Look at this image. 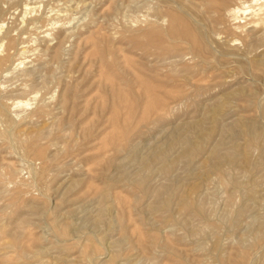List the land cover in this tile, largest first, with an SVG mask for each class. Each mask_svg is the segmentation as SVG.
Listing matches in <instances>:
<instances>
[{
  "label": "rangeland",
  "instance_id": "374dc122",
  "mask_svg": "<svg viewBox=\"0 0 264 264\" xmlns=\"http://www.w3.org/2000/svg\"><path fill=\"white\" fill-rule=\"evenodd\" d=\"M0 264H264V0H0Z\"/></svg>",
  "mask_w": 264,
  "mask_h": 264
},
{
  "label": "bare ground",
  "instance_id": "6f19581e",
  "mask_svg": "<svg viewBox=\"0 0 264 264\" xmlns=\"http://www.w3.org/2000/svg\"><path fill=\"white\" fill-rule=\"evenodd\" d=\"M261 20L258 18V19H256V21H253L255 24L257 23V22H260ZM252 22V23H253ZM18 106V104L16 105V107Z\"/></svg>",
  "mask_w": 264,
  "mask_h": 264
}]
</instances>
